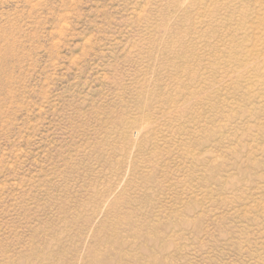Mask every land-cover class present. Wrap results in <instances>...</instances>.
Wrapping results in <instances>:
<instances>
[{
    "label": "rangeland",
    "instance_id": "374dc122",
    "mask_svg": "<svg viewBox=\"0 0 264 264\" xmlns=\"http://www.w3.org/2000/svg\"><path fill=\"white\" fill-rule=\"evenodd\" d=\"M0 264H264V0H0Z\"/></svg>",
    "mask_w": 264,
    "mask_h": 264
}]
</instances>
